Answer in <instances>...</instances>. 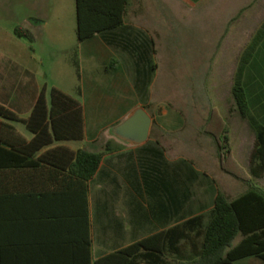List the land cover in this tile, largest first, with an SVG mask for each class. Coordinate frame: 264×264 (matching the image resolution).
Masks as SVG:
<instances>
[{"label":"crops","instance_id":"crops-1","mask_svg":"<svg viewBox=\"0 0 264 264\" xmlns=\"http://www.w3.org/2000/svg\"><path fill=\"white\" fill-rule=\"evenodd\" d=\"M148 12L144 0H130L122 25L79 43L81 56L85 54L91 64L96 65L90 76L81 73L85 135L77 144H71L70 140L54 143L103 151L96 173L87 180L86 227L90 222L92 261L106 252L181 223L192 215L207 212L214 205L217 190L221 189L214 178L200 176L191 161L167 156L162 136L152 134L154 111L149 112L152 116L149 136L140 143L120 138L112 128L103 136L105 127L99 124L90 131L91 118L100 123L99 118L107 116L118 120L117 124L135 107L143 105L146 108L151 103L148 91L156 66L153 54L158 40L155 37L160 38V30L150 23ZM33 20L41 22L38 17ZM4 33L0 28V102L27 117L43 84H47L48 98L50 86L46 73H41L34 47L25 44L23 37L9 38ZM104 47L112 49L116 55L113 60H117L119 66L124 65L125 70L121 72L126 74L116 69L105 80L98 68L99 62L104 60ZM249 69L248 65L245 81ZM261 76L259 73L255 86L259 104L264 101ZM104 80L112 88L124 84L133 101L122 108L123 100L104 89ZM18 121L26 128L12 123L24 136L31 138L33 134L26 124ZM93 141H100L96 148L89 146ZM1 177L6 181L15 180L13 189L22 197L16 200L17 204L5 209V213L14 212L16 217L1 224L0 264H89L87 251L83 256L82 214L76 212L74 215L72 206L63 199V204L47 206L45 210L51 215H42L39 197L44 188L41 187L43 175L39 171L8 173ZM52 190H56V186ZM54 201L60 202V198ZM166 257L174 259V256ZM131 264L151 263L136 261ZM227 264H264V259L250 255Z\"/></svg>","mask_w":264,"mask_h":264},{"label":"rangeland","instance_id":"rangeland-1","mask_svg":"<svg viewBox=\"0 0 264 264\" xmlns=\"http://www.w3.org/2000/svg\"><path fill=\"white\" fill-rule=\"evenodd\" d=\"M144 2L151 16L150 23L160 30V38L155 37L158 40L153 54L156 66L148 91L151 103L146 105L148 112L156 113L152 134L162 136L169 158L184 157L191 161L200 176L214 178L221 190L234 196L247 185L220 167L217 144L214 136L206 131V125L211 121V126L217 129L219 123H226L233 157L248 173L255 132L249 120L234 109L232 86L240 54L264 19V0ZM34 17L41 22L33 20ZM227 17L230 18L226 22ZM17 24L33 32V40L23 37V42L36 50L41 73H46L49 86L56 85L83 100L84 84L74 63L76 46L81 73L90 76L96 65L79 51L75 0H0V28L5 31L4 35L20 39L14 32ZM102 53L104 60L98 68L105 80L116 69L125 70L124 65L119 66L113 60L116 55L111 48L104 47ZM31 62L36 64L33 59ZM249 68L246 85L251 105L264 120V101L259 104L255 93L259 73L264 79V40ZM105 80L104 89L123 100L122 108L133 101L124 84L112 88ZM91 120L90 131L98 124L103 125V136L118 121L107 116L100 117V123L96 118ZM12 121L26 128L18 120ZM80 140L68 142L77 144ZM98 143L93 141L89 146L96 148ZM254 180L264 186V176ZM239 239L240 235L234 243Z\"/></svg>","mask_w":264,"mask_h":264},{"label":"trees","instance_id":"trees-1","mask_svg":"<svg viewBox=\"0 0 264 264\" xmlns=\"http://www.w3.org/2000/svg\"><path fill=\"white\" fill-rule=\"evenodd\" d=\"M129 1L75 0L79 42L122 25ZM14 32L33 40L31 29L22 24H17ZM263 40L264 19L240 54L232 86L234 109L249 120L255 132L248 173L233 157L226 123H219L217 129L211 126V121L206 125V131L216 141L220 167L246 183L247 187L240 193L229 196L218 189L214 205L207 212L192 215L181 223L106 252L92 261L90 222L86 227L87 180L96 173L103 151L54 144L84 137V107L77 97L56 85L50 87L48 98L47 84L44 83L27 117L0 102V228L8 218L16 217L14 212L5 213L7 206H14L22 197L13 189L16 181H6L1 176L39 171L43 175L41 187L44 188L39 197L42 215H51L45 210L47 206L63 204V199L72 206L74 215L76 212L82 214L83 256L87 251L89 264H131L136 261L227 264L250 255L264 259V186L254 180L264 176V120L253 111L245 81L247 67ZM74 53V63L81 76L78 46ZM12 120L23 121L32 137L24 136ZM48 186L51 189L46 188ZM53 186L56 190H52ZM58 198L60 202H53ZM238 235L240 239L234 243ZM170 254L174 259L166 257Z\"/></svg>","mask_w":264,"mask_h":264},{"label":"water","instance_id":"water-1","mask_svg":"<svg viewBox=\"0 0 264 264\" xmlns=\"http://www.w3.org/2000/svg\"><path fill=\"white\" fill-rule=\"evenodd\" d=\"M151 124V114L143 105H139L121 122L115 124L112 131L122 139L140 143L148 138Z\"/></svg>","mask_w":264,"mask_h":264}]
</instances>
